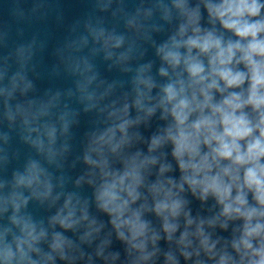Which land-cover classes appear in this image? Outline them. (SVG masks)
I'll return each instance as SVG.
<instances>
[{
  "label": "clouds",
  "instance_id": "9594fccd",
  "mask_svg": "<svg viewBox=\"0 0 264 264\" xmlns=\"http://www.w3.org/2000/svg\"><path fill=\"white\" fill-rule=\"evenodd\" d=\"M9 2L0 264H264V0Z\"/></svg>",
  "mask_w": 264,
  "mask_h": 264
}]
</instances>
